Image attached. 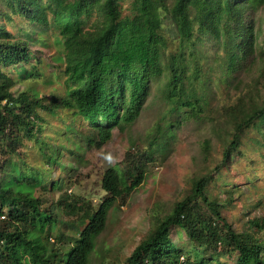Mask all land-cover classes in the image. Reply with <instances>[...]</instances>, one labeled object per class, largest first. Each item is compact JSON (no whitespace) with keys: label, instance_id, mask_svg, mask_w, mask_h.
Listing matches in <instances>:
<instances>
[{"label":"trees","instance_id":"1","mask_svg":"<svg viewBox=\"0 0 264 264\" xmlns=\"http://www.w3.org/2000/svg\"><path fill=\"white\" fill-rule=\"evenodd\" d=\"M121 1L8 0L13 11L43 31L50 27L57 30L64 93L48 101L26 91L13 93L17 78L31 74L22 66L32 61L33 53L28 38L14 37L0 23V147L4 145L2 152L10 156L0 167V264H90L109 208L114 202L124 204L141 184L155 147H165L169 134L183 118L158 125L146 149L132 151L131 142L122 167L104 169L100 179L103 196L97 207L92 208L88 202L71 204L63 193L59 203L67 219L57 221L42 208L40 197L14 186L15 179L16 183L32 182L17 177V168L25 175L27 165L13 162L11 156L17 154L22 138L39 143L38 136L43 133L41 111L52 116L63 108L96 130L100 147L110 139L114 128L122 133L130 128L151 81L162 76V97L170 110L197 117L202 111L198 94L205 88L201 61L206 39L223 51L225 74L261 48L255 14L264 0H132L131 15L125 16ZM161 13L170 19L178 37L174 52L166 53ZM2 16H8L7 12L0 10ZM261 43L264 46V34ZM14 69L17 77L8 73ZM231 115L232 135L222 153V163L231 160L245 129L264 130V102L254 106L238 103ZM203 149L208 153V140H204ZM210 181L211 173L191 178L186 194L154 220L152 229L131 250L126 264H209L203 257L206 251L216 253L218 263V259L236 253L235 264H264L262 242L232 229L222 216L221 201L207 194ZM223 187L224 200L231 201V188L226 184ZM86 209H93L89 218L83 216ZM249 224L264 230V218L252 219ZM173 235L178 239L183 235L191 243L188 251L178 247Z\"/></svg>","mask_w":264,"mask_h":264},{"label":"rangeland","instance_id":"2","mask_svg":"<svg viewBox=\"0 0 264 264\" xmlns=\"http://www.w3.org/2000/svg\"><path fill=\"white\" fill-rule=\"evenodd\" d=\"M131 2H120L123 16L131 15ZM0 10L9 16H2L0 23L14 37L28 38L33 53L32 61L22 66L31 74L17 78L13 93L26 91L44 101L62 95L64 81L59 77L57 30L50 27L43 31L42 27L13 11L8 0H0ZM161 28L166 53L176 51L179 40L174 26L162 13ZM255 32L259 35L257 42L261 48H256L252 58L229 74L224 72L223 51L218 50L212 40H205L202 47L205 56L202 55L201 61L205 88L198 94L202 111L197 117L170 110L162 97L164 76L151 81L140 113L130 128L123 133L114 128L110 139L100 147L96 144V130L63 108H58L52 116L41 111L43 133L38 136L39 143L22 138L17 154L11 156L13 162L27 165L25 175L17 168V177L32 181L16 183L15 179V189L40 197L42 208L57 221L67 219L59 203L63 193L67 194L71 204L88 202L92 208L97 207L103 196L100 179L104 169L122 167L131 142L134 145L132 151L146 149L149 137L158 125L163 126L181 116L180 124L174 126L165 147H155L153 160L145 166L141 184L131 191L124 204L114 202L109 208L106 227L96 240L90 264H126L131 250L152 229L154 220L164 216L173 203L186 194L190 179L208 173H211L212 181L208 183L207 194L221 201L222 216L232 229L253 235L264 248V230L249 224L252 219L264 218V130L245 129L231 160L222 163V153L232 135V108L241 102L247 106L264 102V46L261 43L264 5L255 14ZM8 73L18 76L15 69ZM204 140L210 145L208 153L203 149ZM44 146L45 149L40 148ZM5 149L4 145L0 147V167L10 157L2 152ZM224 184L231 188V201L224 200ZM40 187L47 188L40 190ZM2 209L5 213L6 208ZM92 214L93 209H86L83 216L89 218ZM172 238L178 240L182 251H188L191 243L183 235L179 239L175 235ZM215 255L206 251L203 257L209 264H235L236 253L218 259L219 263L215 261Z\"/></svg>","mask_w":264,"mask_h":264},{"label":"built area","instance_id":"3","mask_svg":"<svg viewBox=\"0 0 264 264\" xmlns=\"http://www.w3.org/2000/svg\"><path fill=\"white\" fill-rule=\"evenodd\" d=\"M1 218H3V216H1Z\"/></svg>","mask_w":264,"mask_h":264}]
</instances>
